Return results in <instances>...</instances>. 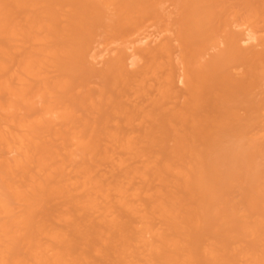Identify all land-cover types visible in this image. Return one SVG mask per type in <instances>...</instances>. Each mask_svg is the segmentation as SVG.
Returning <instances> with one entry per match:
<instances>
[{"label": "bare ground", "instance_id": "obj_1", "mask_svg": "<svg viewBox=\"0 0 264 264\" xmlns=\"http://www.w3.org/2000/svg\"><path fill=\"white\" fill-rule=\"evenodd\" d=\"M0 264H264V0H0Z\"/></svg>", "mask_w": 264, "mask_h": 264}]
</instances>
